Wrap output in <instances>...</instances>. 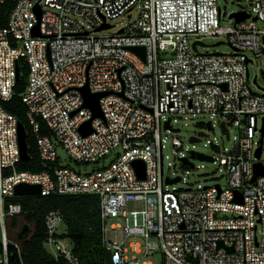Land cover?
Segmentation results:
<instances>
[{"label":"built area","instance_id":"1","mask_svg":"<svg viewBox=\"0 0 264 264\" xmlns=\"http://www.w3.org/2000/svg\"><path fill=\"white\" fill-rule=\"evenodd\" d=\"M238 1L249 16L230 15L224 27L218 0H15L0 26V264L15 254L26 264L22 239L34 226L26 223L24 238L12 227L26 213L12 200L21 183L39 184L43 196L98 195L104 264H155L158 253L162 264H264V174L253 180L255 163L264 167V137L256 155L264 91L249 84L253 60L246 53L264 52V0ZM204 34H226L233 52L201 53ZM134 46H143L144 56ZM19 60L27 67L21 96L41 171L17 168L24 161L20 120L4 106L15 94ZM85 85L108 92L99 100L103 118L84 105ZM198 113L219 115L229 133L239 130V142L219 159L228 183L165 189L161 127ZM41 120L50 135L41 133ZM89 120L92 132L83 135ZM55 143L82 165H61ZM173 145L182 141L175 137ZM139 159L144 179L133 165ZM45 225L55 264H80L61 236V209L51 210Z\"/></svg>","mask_w":264,"mask_h":264},{"label":"rangeland","instance_id":"2","mask_svg":"<svg viewBox=\"0 0 264 264\" xmlns=\"http://www.w3.org/2000/svg\"><path fill=\"white\" fill-rule=\"evenodd\" d=\"M218 4L222 12L226 13L221 18V23L224 27L229 26L230 22L233 21L230 20V15L234 12H239L241 7L246 5L238 0H218ZM128 20L126 16L114 19L112 22L114 24L116 23L117 26L107 31H116L121 26V23H125ZM195 39V37H192V42H195ZM200 40L204 44H199L198 46V50L201 53L233 52V48L226 34H204L201 35ZM246 53L253 60L249 63V84L254 92L262 93L264 91V52L260 56H256L251 50H248ZM175 119L173 125L175 128H180V131L166 129L163 125L161 127V136L164 145V177L166 179L167 177L175 178L180 176L182 179L174 183L165 184V189L181 190L188 187L199 188L203 186H214L216 184L225 187L228 183L227 171L220 164L219 159L222 154L232 150L239 142L240 134L238 128L233 126L229 127L230 137L227 138L226 134L222 131L219 115L212 113L186 114L176 116ZM208 121L213 123L212 128L207 127ZM192 136L197 137L199 140L191 142L190 138ZM175 137L182 141V146L176 147L173 145V139ZM55 144L61 165H68L72 168H77L79 165H82L74 161L61 144ZM190 150L213 156L215 160L191 159L190 162L193 166L188 164L187 167L180 160V157L188 155ZM110 156L111 154L108 155V157ZM110 233L113 236V233ZM152 259L155 264H162L160 253L152 257Z\"/></svg>","mask_w":264,"mask_h":264},{"label":"trees","instance_id":"3","mask_svg":"<svg viewBox=\"0 0 264 264\" xmlns=\"http://www.w3.org/2000/svg\"><path fill=\"white\" fill-rule=\"evenodd\" d=\"M15 0H7L0 4V26H6L8 15ZM20 65V75L15 86V94L4 106L10 113L15 114L24 124L27 131V144L30 158L21 161L19 170L41 171L44 169L40 159L35 137L30 135V126L27 120V107L23 102L21 93L27 84V67ZM42 134H49V129L43 120ZM59 163L56 161V164ZM185 166L188 167L187 164ZM13 201L20 202L26 210L23 219L32 224L34 229L29 237L23 236L22 256L26 264H55V259L45 246L47 230L46 215L53 209H61L63 214L62 237L68 238L73 244V252L79 257L80 264H104L109 256L101 244V228L99 213V196L96 194H51V195H25L13 196ZM19 220L14 218L12 227H17ZM11 264H21L15 254L11 257Z\"/></svg>","mask_w":264,"mask_h":264},{"label":"water","instance_id":"4","mask_svg":"<svg viewBox=\"0 0 264 264\" xmlns=\"http://www.w3.org/2000/svg\"><path fill=\"white\" fill-rule=\"evenodd\" d=\"M231 16L235 17L237 21H240V20L247 18L249 15L245 12H234L231 14ZM107 27H109V25H104V26L99 27L98 30H101V29L107 28ZM34 34H39L38 28L34 29ZM132 50L144 56L145 48L143 46H134V47H132ZM17 79H19L18 69H17ZM81 91H82V94H83V97L85 100L84 105L86 107L91 108V110L93 111V118L94 117L103 118L104 115H103L99 100L102 96L107 95L108 92L92 93L90 91L88 85H85L84 87H82ZM170 121H171V119L166 120L164 123V127L166 129H169L172 131H180V128H173L170 124ZM207 127L212 128V122L211 121L207 122ZM221 127H222L223 133H225L227 138H229L230 134H229V131H228L226 124L224 122L221 123ZM80 131L83 135L90 134L92 132L91 120L82 124L80 127ZM261 132H262L261 145L259 146L257 153H256V155L258 157H260L261 152H262V143H263V137H264V123H263V127L261 129ZM26 139H27V131L24 127V124L20 121L19 122V143H20L22 160H28L30 158L29 151H28V144H27ZM198 140L199 139L195 136H192L190 138L191 142H196ZM191 159L214 161L213 156H210V155H207V154H204L202 152L195 151V150H190L188 155L180 157V160L184 164H187V165L188 164L192 165V163L190 162ZM133 165H134V167L138 173V176L140 178L144 179L145 178V163H144V161L141 159L136 160L133 162ZM254 167H255V176H254L253 180L256 181L258 175L264 174V167L259 162H256ZM181 179L182 178L180 176H177L175 178L167 177L166 182L167 183H174V182H177ZM14 193L17 196L41 195V186L39 184L21 183L15 187ZM26 232L27 231H25L24 234H26ZM24 234H21V236H19V237L22 238L24 236Z\"/></svg>","mask_w":264,"mask_h":264},{"label":"flooded vegetation","instance_id":"5","mask_svg":"<svg viewBox=\"0 0 264 264\" xmlns=\"http://www.w3.org/2000/svg\"><path fill=\"white\" fill-rule=\"evenodd\" d=\"M19 222L20 224H18L17 227H19V236H21V234H24V232L27 231L28 228L24 219H20Z\"/></svg>","mask_w":264,"mask_h":264}]
</instances>
